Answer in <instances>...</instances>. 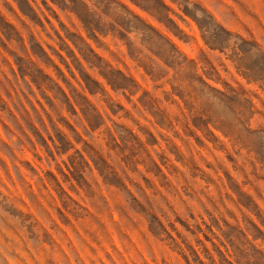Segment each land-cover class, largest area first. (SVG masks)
Here are the masks:
<instances>
[{
    "label": "rangeland",
    "instance_id": "374dc122",
    "mask_svg": "<svg viewBox=\"0 0 264 264\" xmlns=\"http://www.w3.org/2000/svg\"><path fill=\"white\" fill-rule=\"evenodd\" d=\"M0 264H264V0H0Z\"/></svg>",
    "mask_w": 264,
    "mask_h": 264
}]
</instances>
